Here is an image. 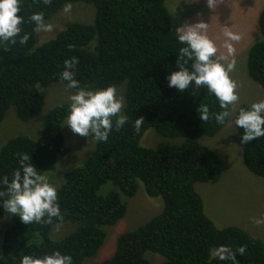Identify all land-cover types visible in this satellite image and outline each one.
<instances>
[{"label":"trees","instance_id":"16d2710c","mask_svg":"<svg viewBox=\"0 0 264 264\" xmlns=\"http://www.w3.org/2000/svg\"><path fill=\"white\" fill-rule=\"evenodd\" d=\"M66 3L92 5L93 22H69L38 44L30 16L42 12L45 22ZM17 15L24 17L21 35H29V40L24 45L0 44V125L11 117L26 124L40 117L43 91L53 84L66 87L60 73L72 57L79 61L74 71L81 86L123 88L122 111L128 122L118 131L113 128L107 142L89 137L93 150L83 164L63 173L57 186L62 219L24 225L11 217L5 229L0 227V264H19L23 255L54 250L70 255L73 264H86L102 248L107 229L124 218L126 199L140 184L148 197L162 199V212L124 230L112 255L100 264H150L149 253L163 257L162 264H231L212 257L222 245L233 251L245 247L244 254L236 256L238 264H264V243L235 226L217 228L194 189L197 183L213 184L220 177L218 155L201 140L217 135L227 121L221 125L214 117L199 120V104H206L212 114L223 111L206 88L193 93L191 88L177 92L167 87L166 77L177 70L178 50L185 45L173 34L165 0H21ZM258 26L262 40L249 50L247 72L264 92V9ZM250 106H239L235 117ZM68 111L69 105L61 104L45 113L35 137H7L0 146V175L11 178L19 166L18 154L29 155L42 174L63 159L69 153L62 131ZM141 117L144 123L137 132L134 123ZM148 130L158 136L152 148L142 144ZM236 133L240 143L243 129L236 128ZM240 148L246 169L264 180V136ZM3 215L0 208V221ZM63 224L74 229L52 239L50 234Z\"/></svg>","mask_w":264,"mask_h":264},{"label":"rangeland","instance_id":"374dc122","mask_svg":"<svg viewBox=\"0 0 264 264\" xmlns=\"http://www.w3.org/2000/svg\"><path fill=\"white\" fill-rule=\"evenodd\" d=\"M71 5L70 13L65 14L61 9L45 21L46 24L53 26L52 31L37 32L38 44L54 37L69 22L75 21L83 24L93 22L94 7L92 5L83 3ZM165 6L171 18L173 34L175 28L183 23H195L198 20L206 22L208 24L207 35L218 48L217 57L226 54V49L223 47L226 29L240 35L241 39L238 42H232L235 48L234 57H228V60L234 58L236 61L235 68L229 75L236 82L235 92L239 97L234 105H230L233 119H235L236 110L239 106L251 105L264 100V92L261 87L249 77L247 72L249 50L262 40L258 18L264 9V0H216L215 6L211 9L206 6L205 0H165ZM116 90H118L117 95L122 97L123 88ZM74 93L75 90H69L61 84H53L50 88H46L43 91L44 105L41 116L28 124L13 121L14 118L10 116L11 120L9 118L7 122L5 120L0 125V146L7 137L16 136L18 133L31 137L37 136L42 116L56 106L69 105L68 97ZM14 122L18 124L15 125ZM64 126L65 121L62 124V131L69 153L43 173L49 178V182L56 187L62 182L63 173L83 164L80 162L93 150L91 149L90 138L78 137ZM225 126L214 137L201 140L204 146L218 155L221 164L220 177L213 184L197 183L194 189L201 198L203 212L217 228L235 226L264 243V223L259 225L255 223V220L264 218V180L254 176L246 169L236 128L227 126V123ZM157 141V134L153 130H148L144 134L142 144L152 148L157 144ZM148 142L149 144L154 143V145H147ZM100 193L102 194V188ZM126 203L127 209L124 218L114 227L107 229V236L102 248L86 264H100L109 258L114 251L117 237L124 230L137 228L160 214L163 209L162 199L148 197L142 184L139 185L132 198L126 199ZM11 217L4 212L0 221L1 229L11 222ZM63 225L55 228L50 234L52 239H60L74 229L73 225ZM147 258L150 264L163 262V259L155 254L149 253Z\"/></svg>","mask_w":264,"mask_h":264},{"label":"clouds","instance_id":"9594fccd","mask_svg":"<svg viewBox=\"0 0 264 264\" xmlns=\"http://www.w3.org/2000/svg\"><path fill=\"white\" fill-rule=\"evenodd\" d=\"M43 2L49 4L51 0ZM205 3L211 9L216 0H205ZM71 9L72 5L66 3L62 11L67 14ZM20 11L21 0H0V44L15 45L18 42L24 45L28 42L29 35H21L24 17L17 15ZM29 19L36 25L34 31H52L53 26L44 22L42 12L33 13ZM207 32L208 24L203 20L186 22L175 28L177 41L185 46L178 50L175 60L177 70L170 71L166 77L167 87L174 88L177 92L191 88L193 93L206 88L217 99L219 108L223 111L212 114L206 104H199L196 108L199 120L208 121L214 117L221 125H225L227 121V126L243 129L240 144H247L264 136V100L251 104L248 109H240L233 119L230 105H234L239 97L235 92L236 82L229 75L234 70L236 61L234 58L228 60V57H234L235 48L232 42H238L241 37L226 29L223 45L226 54L217 57L218 48ZM78 63L76 57L65 60L64 70L60 73V79L67 82L66 88L76 90L68 97L70 104L64 120L65 126L78 137H91L97 142H107L113 128L118 131L128 122V117L122 111L124 99L117 95L118 90L114 86L100 89L81 86L75 79L74 70ZM143 123L142 117L135 120L134 127L137 132ZM29 161V155L18 154L19 166L12 172L11 178L6 174L0 175V208L9 216L18 218L24 225L51 224L53 218L62 219L58 189ZM255 223H264V218L255 220ZM244 252V246L233 251L232 248L222 245L214 249L212 257L238 264L236 256L243 255ZM19 264H73V260L70 255L54 250L43 256L23 255Z\"/></svg>","mask_w":264,"mask_h":264}]
</instances>
